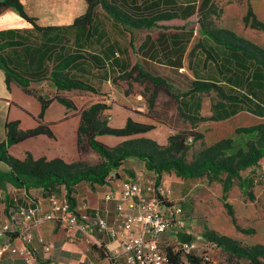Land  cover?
<instances>
[{
	"label": "crops",
	"instance_id": "crops-1",
	"mask_svg": "<svg viewBox=\"0 0 264 264\" xmlns=\"http://www.w3.org/2000/svg\"><path fill=\"white\" fill-rule=\"evenodd\" d=\"M20 1L26 11L27 2ZM212 1L108 0L122 20L113 19L99 6L89 25L72 27H69L71 22L87 11L88 4L70 20H52L48 22L52 24L44 26L37 14L29 13L39 23L37 27H54L49 29L34 28L15 13H10L15 21L9 25L2 19L12 11H3L0 33L10 32L2 35L0 43L19 42L6 48L5 52L11 54L8 61L24 76L35 80L23 87L13 78H7L0 68V143L7 138L6 123H14L16 132L44 127L50 135L39 133L15 142L7 147L9 155L21 161L58 159L66 164L75 163L81 157L78 130L82 113L96 103L107 107L103 115L108 128L123 129L128 123L147 127L145 131L127 135L97 134L94 139L108 148L137 139L167 147L169 137L185 131L200 133L208 145L215 135L231 138L236 128L264 124V96L246 91V78L242 77L239 64L230 51L215 44L211 37L217 30H228L257 46L258 43L243 32L245 23L241 19L234 22L229 17L218 29H206L200 15L209 9ZM142 19L144 23L140 22ZM52 72L80 80L88 87L57 88L49 79ZM140 73L164 80L174 96L155 91ZM194 81L213 83L225 96L239 99L243 96L248 102L223 99L213 88L207 92H191ZM108 96L111 99L104 103L103 99ZM42 100L46 101L44 106ZM186 121L193 124L186 125ZM0 169L7 171L8 167L1 163ZM126 178L143 184L155 183L154 172L143 161L126 158L109 173L104 184L82 183L75 187L72 196L76 213L99 215L112 224L115 200L106 201L104 195L111 192L114 197L118 196L120 182ZM177 178L170 172L163 173L159 183L161 188L170 190L169 198L175 202L181 204L202 190L192 182ZM2 186L5 195L0 198V210L29 203L39 214L48 210L50 196L42 188H15L9 183ZM58 188V196L65 195ZM193 221L185 217V233L181 232L191 241L199 228L192 225ZM82 224L79 220L72 224L44 221L35 226L31 246L36 249L38 261L34 264H89L91 261L106 264L103 257L118 247L117 241L103 237L95 227L82 230L79 226ZM89 231L101 241L104 255L97 249L98 245H91ZM162 238L170 242L174 235L167 233ZM39 239L51 246L50 252L44 251ZM0 264L24 263L17 257L4 255Z\"/></svg>",
	"mask_w": 264,
	"mask_h": 264
},
{
	"label": "trees",
	"instance_id": "trees-1",
	"mask_svg": "<svg viewBox=\"0 0 264 264\" xmlns=\"http://www.w3.org/2000/svg\"><path fill=\"white\" fill-rule=\"evenodd\" d=\"M88 4L87 11L75 18L73 24L86 25L92 22L93 9L92 0H86ZM102 8L115 20H122L121 15L116 12L115 7L108 2V0H97ZM6 9H13L25 21L30 23L34 28H54V27H37L35 18L30 17L20 0H0V14ZM245 21L250 23L252 28L259 29L264 32V23L259 21L252 10L249 8L245 16ZM144 23V20H140ZM10 30L1 32L0 39L4 33H9ZM212 40L215 44L223 46L230 51L232 58L239 64L242 77L246 78L244 85L248 93L264 96V49L253 44L243 38L238 37L233 32L228 30H217L212 33ZM18 41H4L0 43V68H2L7 78H13L21 86L25 87L29 84L30 79L24 76L19 70L15 69L8 61L11 56L5 50L9 46H16ZM146 80H148L155 91H161L168 96H174L170 91L171 88L164 80L153 78L143 73H140ZM53 84L60 89H83L88 86L80 80L60 77L57 72H52L49 78ZM214 89L223 99L234 101H247L243 96L239 99L237 96H225L220 87L213 83L197 82L192 83L191 92H207ZM65 105L69 103L64 99H60ZM248 102V101H247ZM43 106L46 101L42 100ZM105 104L96 103L89 109L82 113L81 125L78 130L79 135V151L81 157L79 161L66 164L61 160L46 161L43 159L31 160L25 159L23 161L15 159L9 155L7 147L15 142H18L26 137L33 136L39 133L50 135V132L44 128L39 127L25 132H16L14 123H6L7 131L6 141L0 143V164L3 163L8 167L7 171L0 169V184L9 183L15 188H42L48 195L56 191L57 187H61L65 192V197L70 203L71 207H75V199L72 196L75 187L82 183L90 185L105 183L109 173L119 167L122 162L129 157H136L145 163V167L155 174V184L158 185L162 179L163 173L174 171L175 175L184 179H196L203 174L218 180V176L226 173L225 179L222 181V200L224 207L228 210L229 215L232 216L230 205L225 201L226 192L232 185V179L238 178L239 172L249 167L255 166L261 159H264V124H257L249 127H240L235 129V136L250 137V141L244 146H237L236 140L231 138L221 139L214 144L207 146L201 153V158L194 164H187L181 156L158 157L159 151L165 150L166 147H160L154 142L146 139H137L126 141L117 147L108 148L94 138L97 134H111V135H127L135 132H142L147 129L145 126L131 125L130 123L123 129H111L105 125L104 110ZM264 112V111H263ZM216 119V117H213ZM191 138V141L188 139ZM202 138L200 133L194 131H185L169 137V145L181 151L184 142H192ZM167 146V147H168ZM91 149L102 157L105 162L99 163L95 166H88L84 163V154ZM161 154V153H160ZM247 182V181H246ZM245 183V181H244ZM97 231V230H96ZM97 233V232H96ZM90 243L97 248L102 255V243L97 239L94 232H87ZM98 236V233H97ZM100 237V236H99ZM102 237V236H101ZM210 242L215 243L218 248L221 247L224 251H228L238 255L239 257L247 258L252 264H262L258 260V256L264 257V246L255 245L250 248H242L237 243L227 237H219L216 234L208 236ZM182 241H190L185 235L180 236ZM170 253V251H169ZM171 254V253H170ZM169 264H179L178 254L172 255L169 258ZM189 264H200L195 256L189 257Z\"/></svg>",
	"mask_w": 264,
	"mask_h": 264
},
{
	"label": "rangeland",
	"instance_id": "rangeland-1",
	"mask_svg": "<svg viewBox=\"0 0 264 264\" xmlns=\"http://www.w3.org/2000/svg\"><path fill=\"white\" fill-rule=\"evenodd\" d=\"M25 2H27L26 13L28 15L29 13L37 14L42 26L52 24L48 23L52 20H70L75 13H80L87 7L86 0H25ZM28 3H30L29 7ZM97 3V0H92V4H96L93 12L101 6ZM249 8L258 20L264 19V0H213L209 9L200 15V21L206 29H218L221 23L229 17H232L233 21L241 19V23H245L243 32L264 49V32L252 28L250 23L245 21L244 17ZM10 11L12 12H7L8 14L2 19V22L9 25L14 24L15 19L10 13H15L19 19H23L15 10L10 9ZM237 16L238 19H236ZM34 22L39 26L36 19ZM262 22L264 23V21ZM28 24L32 26L30 23ZM72 24L73 22L70 25ZM108 97L111 98V96ZM186 122V125L193 124L192 121ZM221 129L226 132V128L222 127ZM221 136L220 134L212 137V143L208 145L203 142V138L184 142L181 151H177L173 146H168L165 150L159 151L157 156L160 157L162 154L170 157L181 156L185 163L194 164L200 160L201 153L207 146L227 138ZM233 139L240 147L251 140L246 136H235ZM87 150L88 152L83 156L86 165L95 166L105 162L93 150L89 148ZM170 175L174 177V171H170ZM239 175L238 178L232 179V185L226 192L225 201L231 207L232 216L224 207L221 196L222 181L226 177L225 172L218 176V180L207 174L196 179H185L202 190H199L191 198H185L181 203L185 217L192 218L194 220L192 225H199V228L191 236L195 248L188 254H178L179 264H189L190 256L197 257L200 264H252L249 259L224 251L221 247L211 249L207 245L210 242L208 236L216 234L219 237L223 236L235 241L242 248H250L255 245L264 246V159H261L255 166L240 171ZM59 193L60 189L57 187L56 191L48 195L57 196ZM181 235L180 233L176 237L180 239ZM258 260L264 264V257L258 256Z\"/></svg>",
	"mask_w": 264,
	"mask_h": 264
},
{
	"label": "built area",
	"instance_id": "built-area-1",
	"mask_svg": "<svg viewBox=\"0 0 264 264\" xmlns=\"http://www.w3.org/2000/svg\"><path fill=\"white\" fill-rule=\"evenodd\" d=\"M110 99L104 98L103 102L108 103ZM170 194V190L154 182L143 184L134 178L122 180L118 196L114 197L111 192L104 195L106 201L115 200V220L110 225L99 215L77 214L65 195L50 196L48 210L41 214L31 203L0 210V258L9 255L21 259L24 264L37 263L36 249L31 246L33 228L44 221L72 224L79 220L86 224L79 225L82 230L95 227L103 237L117 241L118 247L103 257L106 264H169L171 254L185 255L195 248L194 241L176 237L185 233L186 224L180 202L171 200ZM4 195L5 189L0 184V198ZM167 233L174 235L170 242L162 238ZM39 242L45 252L51 251L48 243L42 239ZM207 245L211 249L218 248L212 242Z\"/></svg>",
	"mask_w": 264,
	"mask_h": 264
}]
</instances>
